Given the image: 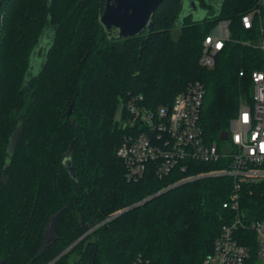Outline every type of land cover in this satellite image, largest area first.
<instances>
[{"label":"trees","instance_id":"trees-1","mask_svg":"<svg viewBox=\"0 0 264 264\" xmlns=\"http://www.w3.org/2000/svg\"><path fill=\"white\" fill-rule=\"evenodd\" d=\"M182 1L162 2L150 32L119 39L99 20L106 0H0V264H202L232 223L231 179L204 176L222 165L187 163L163 179L149 168L128 182L116 154L130 103L167 106L199 82L203 134L218 143L249 100L238 73L258 68V51L228 45L212 69L199 59L216 23L236 37L256 0H191L195 12ZM239 215L264 221V178L243 185ZM237 235L255 264L254 233Z\"/></svg>","mask_w":264,"mask_h":264},{"label":"built area","instance_id":"built-area-1","mask_svg":"<svg viewBox=\"0 0 264 264\" xmlns=\"http://www.w3.org/2000/svg\"><path fill=\"white\" fill-rule=\"evenodd\" d=\"M239 24L241 32L235 37L230 22L219 20L204 37L199 59L203 68L212 69L216 57L228 45H242L259 52V58L250 63H257L258 68L238 73L239 77H248L251 90L249 100H244L237 116L229 122L227 139L208 143L204 137L200 113L205 89L203 84L192 82L170 105L145 109L140 101L128 104L129 119L123 125L128 127V132L116 152L124 164L128 182H137L149 168L157 178L163 179L174 170L185 172L187 163L222 165L204 176L231 179L232 191L222 207L236 214L231 224L222 227L202 264H246L251 247L239 241V228L254 233L256 259L264 261V221L244 223L239 215L243 185L264 178V0H256L241 15Z\"/></svg>","mask_w":264,"mask_h":264},{"label":"water","instance_id":"water-1","mask_svg":"<svg viewBox=\"0 0 264 264\" xmlns=\"http://www.w3.org/2000/svg\"><path fill=\"white\" fill-rule=\"evenodd\" d=\"M164 1L165 0H106L99 20L106 31L116 32V36L119 39L133 37L144 31L148 33L153 28L152 15L157 7ZM182 2L186 3V8L195 12L196 6L193 1L185 0ZM70 113L71 107L68 110V115ZM16 135L17 133L10 139L7 149L8 153L15 145ZM226 139L227 132L225 131L219 135V140L225 141ZM67 166L70 168L71 177L76 180L69 161ZM58 217L59 214L57 213L46 224L41 251L45 250L52 243Z\"/></svg>","mask_w":264,"mask_h":264},{"label":"rangeland","instance_id":"rangeland-1","mask_svg":"<svg viewBox=\"0 0 264 264\" xmlns=\"http://www.w3.org/2000/svg\"><path fill=\"white\" fill-rule=\"evenodd\" d=\"M91 1H94V0H91ZM199 16H204V13L203 12L202 13H199ZM172 33H173L174 37H176L178 35V29H177V27H175L173 29V32ZM89 232H90V230L87 231L86 233L89 234ZM254 261H255V264H264V261L263 260H257V259H255Z\"/></svg>","mask_w":264,"mask_h":264},{"label":"snow or ice","instance_id":"snow-or-ice-1","mask_svg":"<svg viewBox=\"0 0 264 264\" xmlns=\"http://www.w3.org/2000/svg\"><path fill=\"white\" fill-rule=\"evenodd\" d=\"M245 119H247V117H245Z\"/></svg>","mask_w":264,"mask_h":264}]
</instances>
